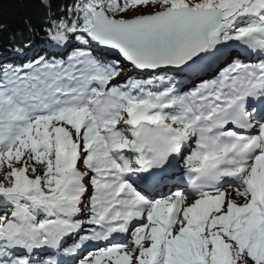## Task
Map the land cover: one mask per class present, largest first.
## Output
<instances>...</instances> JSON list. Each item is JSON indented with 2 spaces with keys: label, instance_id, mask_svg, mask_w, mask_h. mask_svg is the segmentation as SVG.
<instances>
[{
  "label": "snow or ice",
  "instance_id": "snow-or-ice-1",
  "mask_svg": "<svg viewBox=\"0 0 264 264\" xmlns=\"http://www.w3.org/2000/svg\"><path fill=\"white\" fill-rule=\"evenodd\" d=\"M61 11L0 64V264H264V0Z\"/></svg>",
  "mask_w": 264,
  "mask_h": 264
},
{
  "label": "trees",
  "instance_id": "trees-1",
  "mask_svg": "<svg viewBox=\"0 0 264 264\" xmlns=\"http://www.w3.org/2000/svg\"><path fill=\"white\" fill-rule=\"evenodd\" d=\"M70 0H0V64H21L20 57L26 53L54 51L49 47L44 29L52 19L61 16V9ZM30 43L31 50L25 54H17L13 49ZM22 62V63H24Z\"/></svg>",
  "mask_w": 264,
  "mask_h": 264
},
{
  "label": "rangeland",
  "instance_id": "rangeland-1",
  "mask_svg": "<svg viewBox=\"0 0 264 264\" xmlns=\"http://www.w3.org/2000/svg\"><path fill=\"white\" fill-rule=\"evenodd\" d=\"M131 14V13H130ZM226 192H228L227 190H225ZM230 192H232V189H230ZM233 199H238V202H243L242 199L237 198L236 196H232Z\"/></svg>",
  "mask_w": 264,
  "mask_h": 264
}]
</instances>
